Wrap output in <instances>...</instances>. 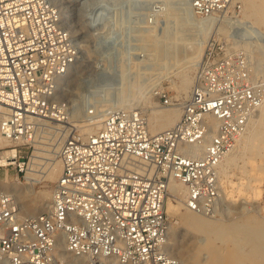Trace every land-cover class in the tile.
<instances>
[{
	"label": "built area",
	"instance_id": "obj_1",
	"mask_svg": "<svg viewBox=\"0 0 264 264\" xmlns=\"http://www.w3.org/2000/svg\"><path fill=\"white\" fill-rule=\"evenodd\" d=\"M111 4L96 6L103 8L95 17L106 22V48L118 32L116 1ZM239 6L234 0L191 4L195 18L226 22L232 30L238 25L229 14ZM78 59L76 37L54 0H0V133L16 150V163L0 168L23 173L20 159L44 128L35 121L62 114L59 83ZM159 96L163 106L171 104ZM263 97L244 54L208 43L173 126L151 133L142 110L110 111L98 128L65 137L47 209L21 214L15 196L0 191V264H73L72 258L80 264H183L167 250L170 182L184 185L187 210L217 213L219 169Z\"/></svg>",
	"mask_w": 264,
	"mask_h": 264
},
{
	"label": "rangeland",
	"instance_id": "obj_2",
	"mask_svg": "<svg viewBox=\"0 0 264 264\" xmlns=\"http://www.w3.org/2000/svg\"><path fill=\"white\" fill-rule=\"evenodd\" d=\"M112 1L54 0L79 47L77 63L59 83L57 97L60 106L63 105L61 116L64 119L57 129L44 127L34 134L28 152L20 159L23 173L17 176L15 169L0 168V191L6 186L1 181H19L16 182L17 187L22 189L29 185L25 172L31 167V157L38 141L41 145L55 142L61 135L68 136L85 128L78 125L90 123L93 117L105 111L139 109L148 117L154 106L172 107L187 100L203 63L202 55L198 65L176 64L191 57L196 45L191 23L194 19L191 8L193 0H115L119 13L116 18L118 32L114 36L115 44L106 48L102 44L106 34L103 32L107 30L104 26L106 22L101 17H95L103 8L96 10V6L111 7ZM239 5L229 14L238 29L232 30L226 22L217 20L216 27L221 30H208L207 41L215 44V48L244 54L251 61L253 81L264 96V31L247 24L242 14L243 6L240 2ZM92 10L93 14L88 16L86 13ZM243 28H247L252 35L243 36ZM205 31L201 29L198 33L203 34ZM255 65L260 68L257 69ZM184 75L191 83L186 95L180 92ZM160 93L171 100L170 105L163 106ZM256 114L254 118H258L259 110ZM254 127L257 134L254 139L250 138L245 145L241 138L231 152L233 162L222 163V176L219 179L221 201L217 213L195 214L176 206L172 200H166L170 250L184 260L181 261L183 264H264V137L260 139L264 129L257 123ZM56 159H59V155ZM245 160H248V166L243 169L241 163ZM47 162L46 159H40L38 164H34L38 176L35 182H31L33 192L28 193L29 199L44 193L51 196L56 180H50L42 173ZM39 212L23 210L21 214ZM196 218L207 222H198Z\"/></svg>",
	"mask_w": 264,
	"mask_h": 264
},
{
	"label": "bare ground",
	"instance_id": "obj_3",
	"mask_svg": "<svg viewBox=\"0 0 264 264\" xmlns=\"http://www.w3.org/2000/svg\"><path fill=\"white\" fill-rule=\"evenodd\" d=\"M234 2H240L241 3V6H243V11H242V14H243V17L244 19L247 21V24L249 23V25L251 27H254L260 31H264V0H234ZM170 3V2H169ZM179 11V10H178ZM183 13V12H182ZM154 14V13H152ZM171 15V14H170ZM184 15V14H183ZM166 16V15H165ZM193 16V15H192ZM167 17V16H166ZM193 22H191L193 25V28L194 30L192 31H195L194 33V36H195V40H196V45H194V49H193V53H192V56L187 58L186 60L184 61H181L180 63H176V64H181V63H187L188 65H198V63L201 61V57L203 55V50H204V47L206 46V44H208V37L209 36H206V34L208 33V30L212 29V31L214 30H217L220 31L221 28L220 27H216L218 25V22L216 23H212V22H202L201 21V18H195L193 17ZM164 19V18H163ZM167 19V18H166ZM160 20V19H159ZM169 20V19H168ZM203 20V18H202ZM166 22V21H165ZM156 23V22H155ZM170 23V22H169ZM215 24V25H214ZM180 25V24H179ZM183 25V24H182ZM191 25V24H190ZM153 26V25H152ZM172 26V25H171ZM220 26V25H219ZM156 27V26H155ZM216 27V28H215ZM167 29V28H166ZM201 29H205L206 31L201 34V33H198L199 30ZM180 30V29H179ZM174 31V30H173ZM211 31V32H212ZM155 32V31H154ZM158 32V31H157ZM259 33V32H258ZM264 33V32H262ZM179 34V33H178ZM212 34V33H211ZM210 34V35H211ZM193 35V34H192ZM149 36V35H148ZM159 36V35H158ZM157 36V37H158ZM182 36V35H181ZM155 39V38H154ZM167 40V39H166ZM244 40V39H243ZM253 40V39H252ZM164 41V40H163ZM190 41V40H189ZM240 41V40H239ZM255 40H253V44L256 45L254 43ZM169 42V41H168ZM187 41H185L186 43ZM191 42V41H190ZM242 42V40H241ZM244 42V41H243ZM246 42V41H245ZM180 43V42H179ZM236 43H238L236 41ZM235 43V44H236ZM240 43V42H239ZM189 44V43H188ZM234 44V45H235ZM253 44H250L253 45ZM260 44V43H259ZM148 45V44H146ZM184 45V44H183ZM242 45V44H241ZM241 45L240 47L237 46L236 48H241ZM246 45V44H245ZM253 45V46H254ZM262 45V44H260ZM190 46V45H188ZM187 46V47H188ZM236 46V45H235ZM234 46V47H235ZM248 45H246L247 47ZM259 48V47H258ZM167 49V48H166ZM175 49V48H174ZM173 49V50H174ZM252 49V48H251ZM191 50V48H190ZM248 50V49H247ZM253 50V49H252ZM259 50V49H257ZM246 51V50H245ZM254 51V50H253ZM263 51V50H262ZM177 52V51H176ZM180 53V52H179ZM246 53L248 54V52L246 51ZM251 53H254V52H251ZM175 54V53H173ZM262 54V53H260ZM176 55V54H175ZM178 55V54H177ZM253 55V54H252ZM251 55V56H252ZM264 55V53H263ZM155 56V55H154ZM248 56V55H247ZM259 56V55H258ZM262 56V55H261ZM160 57V56H159ZM178 57V56H177ZM249 57V56H248ZM166 58V57H165ZM175 58V57H174ZM253 58V57H252ZM264 58V57H263ZM164 59V58H163ZM250 59V58H248ZM117 60V59H116ZM147 60V59H146ZM175 60V59H174ZM178 60V59H177ZM257 60V59H256ZM144 61V60H143ZM190 61V62H189ZM262 61V60H261ZM264 61V60H263ZM179 62V61H177ZM249 62H251L249 60ZM254 62V61H253ZM101 63V62H100ZM140 63V62H139ZM145 63V62H144ZM252 64V63H251ZM104 65V64H103ZM102 65V66H103ZM115 66V65H114ZM256 66V65H255ZM254 66V68H255ZM261 66V65H260ZM197 67V66H196ZM251 67V66H250ZM262 67V66H261ZM133 68V67H132ZM140 68V67H139ZM157 68V67H156ZM189 68V67H188ZM191 68V67H190ZM257 68V66H256ZM260 68V67H259ZM257 68V69H259ZM103 69V68H102ZM129 69V68H128ZM141 69V68H140ZM158 69V68H157ZM132 70V69H131ZM130 70V71H131ZM137 70V69H136ZM146 70V69H145ZM190 70V69H189ZM192 70H193V67H192ZM256 70V69H254ZM127 71V70H126ZM161 71V70H160ZM160 71H157L160 72ZM167 71V70H166ZM69 72V71H68ZM132 72V71H131ZM139 72V71H138ZM184 72V71H183ZM187 72V71H186ZM123 73V72H122ZM163 72H161L162 74ZM181 73V72H180ZM261 73V72H260ZM68 74V73H67ZM66 74V75H67ZM128 74V72H127ZM185 74V73H184ZM187 74V73H186ZM65 75V76H66ZM178 75V74H176ZM64 76V77H65ZM161 76V75H159ZM158 76V77H159ZM137 77V76H136ZM153 78V77H152ZM148 80V79H147ZM154 80V79H153ZM179 81H180V78H179ZM124 84V83H123ZM129 84V83H128ZM190 79L188 77H186L185 75L182 77L181 79V88H180V92H182V94L186 95L188 90H189V85H190ZM132 85V84H131ZM175 85V83H174ZM73 86V85H72ZM128 87V85H127ZM137 87V86H136ZM72 88V87H71ZM75 88V87H74ZM123 89V88H122ZM177 89V88H176ZM124 91V90H123ZM136 93V92H135ZM179 93V92H178ZM190 93V92H189ZM149 95V94H148ZM179 95V94H178ZM189 97V96H188ZM126 100V99H125ZM129 102V101H128ZM133 104V103H132ZM181 105L182 103H178L176 105H173L172 107H161V106H154L152 107L148 117H147V120H148V123H149V130L151 133H155V132H158V131H161L163 129H166V128H169L171 126H173L179 119L180 117V114H181ZM137 106V105H136ZM128 107V106H127ZM135 107V106H134ZM69 108V107H68ZM137 108V107H136ZM150 108V106H149ZM145 110V109H144ZM104 111V110H103ZM110 111H105L103 112L102 114H99L95 117L92 118V121L90 123H86V124H82V125H78L79 127H83L85 126V128H80V131L82 132H89V131H92L93 129L95 128H98L100 125H101V122L104 118V116ZM259 116L258 118H254L252 117V119L250 120L249 124H248V127H247V133L246 134H243L241 135L238 139H237V142H239V140H241V138H243V144H247V142H249L250 138H253L257 135L255 133L256 129L254 127L255 123H257V125L261 128L264 129V97H263V103L259 109ZM254 116H257V114H255ZM75 117V116H74ZM64 117H62L61 115H57L55 116V118H37L36 119V124H39L43 127H46V128H49V129H57V127L60 125L59 123H62ZM89 126V127H86V126ZM92 125V126H90ZM79 129V128H78ZM41 130V129H40ZM66 135H61V137L56 140L55 142H52V143H48L46 145H41L39 144L40 142H36L38 143L37 146H35V151H34V154L32 155L31 157V167L25 172L26 174V179L29 181V185L28 186H25L23 189L22 188H18L17 187V184L16 182H19V181H9V182H4V181H1L3 182L4 184H6L5 186V189L2 190L3 192H7V193H10V194H13L17 200V203H18V206H19V210L20 212L25 210V211H43L45 209H47L50 205V195L48 193H44L42 195H39V196H36L35 199H29L28 198V193H32L33 192V189H32V180L33 182L34 179L38 176L36 174V170L34 169V164H36L37 162L40 161V159H46L48 160L49 162H47L46 164V167H45V170L42 172L44 173V176L50 180H57L59 174H60V171H61V162L59 159H56L57 156L59 155V151H60V147H61V144L62 142L64 141ZM264 137V133H263V136L260 138L262 140V138ZM237 144V143H236ZM242 144V143H241ZM240 144V145H241ZM11 145V142L6 139L1 133H0V165H7V164H10V163H16L14 162V157L16 155V150L13 148V147H10L9 146ZM235 150V148H234ZM232 152V151H231ZM228 153L226 155V157L224 158V161L223 162H227L230 163L232 160H233V154L232 153ZM236 155V153H234ZM233 162V161H232ZM243 163H241V167L244 169V168H247L248 166V160H245V161H242ZM21 164V162H19ZM38 164V163H37ZM231 164V163H230ZM223 164H221L222 166ZM244 173V171H242V174ZM222 174V171H221V167L219 169V179H220V176ZM15 179V178H14ZM17 180V179H16ZM20 185V184H19ZM6 187L8 188L6 190ZM23 187V186H22ZM1 188V187H0ZM169 195H168V198L166 199L167 201L168 200H172L176 206H179L180 208H184V197H185V193H186V190H185V187L184 185H182L181 183H179L178 181H171L170 182V187H169ZM170 196V197H169ZM20 200L23 201L22 204H20ZM32 202L33 203V206L32 204L30 203ZM35 209V210H34ZM165 210H166V202H165ZM166 214L168 215L167 213V210H166ZM169 216V215H168ZM198 220V222H207L206 220L205 221H202V220H199L201 218H196ZM210 223V222H209ZM208 223V225H209ZM202 224V223H201ZM215 224V223H214ZM213 224V225H214ZM207 225V223H206ZM169 241V240H168ZM170 242V241H169ZM169 242L167 243V250L170 254L174 255L172 253V251L170 250V245H169ZM175 256V255H174ZM180 257V256H179ZM177 258H178V255H177ZM180 261H184L182 260V258H178ZM72 263L73 264H80V261L77 259V258H72ZM214 264V263H213Z\"/></svg>",
	"mask_w": 264,
	"mask_h": 264
},
{
	"label": "crops",
	"instance_id": "obj_4",
	"mask_svg": "<svg viewBox=\"0 0 264 264\" xmlns=\"http://www.w3.org/2000/svg\"><path fill=\"white\" fill-rule=\"evenodd\" d=\"M7 172V171H6ZM8 173V172H7Z\"/></svg>",
	"mask_w": 264,
	"mask_h": 264
}]
</instances>
